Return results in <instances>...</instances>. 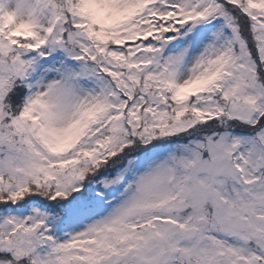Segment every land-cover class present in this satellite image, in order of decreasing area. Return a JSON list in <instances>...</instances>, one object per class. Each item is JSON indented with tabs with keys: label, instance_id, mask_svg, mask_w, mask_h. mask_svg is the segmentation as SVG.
Instances as JSON below:
<instances>
[{
	"label": "snow or ice",
	"instance_id": "obj_1",
	"mask_svg": "<svg viewBox=\"0 0 264 264\" xmlns=\"http://www.w3.org/2000/svg\"><path fill=\"white\" fill-rule=\"evenodd\" d=\"M0 264H264V0H0Z\"/></svg>",
	"mask_w": 264,
	"mask_h": 264
}]
</instances>
